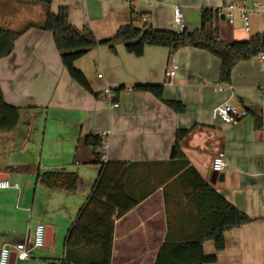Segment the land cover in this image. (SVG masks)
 Here are the masks:
<instances>
[{"label":"crops","instance_id":"0c3cea01","mask_svg":"<svg viewBox=\"0 0 264 264\" xmlns=\"http://www.w3.org/2000/svg\"><path fill=\"white\" fill-rule=\"evenodd\" d=\"M253 1L0 0L1 28L22 31L31 26L16 41L11 55L0 60L2 95L7 104L20 110L19 125L12 132H0V144L8 153H31V158L26 155L12 165L0 164V175L7 177L2 180L15 184L26 181L25 174L33 175L37 187L43 185V200L62 207L61 222L68 235L101 171L85 139L107 132L109 165L102 183L105 205L93 206L88 219L113 214L110 264H199L202 254L215 255L217 261L212 264H264V62L259 56L239 62L230 84H222L220 60L201 49L185 47L171 53L167 48L147 47L143 57L137 58L123 44L116 45L115 52L98 45L75 62L90 92L71 78L53 34L42 29L48 9L57 13L66 8L72 26L89 27L102 42L115 37L136 15L142 16L140 27L148 24L171 30L178 6L185 15L186 30L193 33L201 29L202 9ZM213 27L225 43L264 34V22L258 16L252 17L249 33L240 20L235 25L220 20ZM172 66L177 68L176 74L167 84ZM139 85L163 86L164 99L181 102L186 112L178 114L154 95L132 90ZM121 86L126 90L116 95L119 107L115 108L109 94ZM225 102L247 109L250 116L234 126L214 120L213 110ZM179 130L191 132L180 144L178 155L175 151L171 158ZM37 143H41L39 157L28 148ZM52 149L60 158L53 165L57 171L51 172L76 173L79 184L75 192L51 188L37 179L38 173L48 172ZM220 151L226 155L225 179L214 184L212 162ZM19 168L31 171L22 173ZM204 182L252 220L226 232V246L220 252L212 241L203 244L202 252L191 245L201 237L199 191ZM29 190H0V224L9 220L15 227L0 235V250L27 241L34 232L19 226L31 223L36 207V196L30 202ZM46 223L47 247H51L57 225ZM66 238L62 253L34 250L27 261L11 264L103 261L105 253L91 233L80 231L69 249ZM183 244L187 247H180Z\"/></svg>","mask_w":264,"mask_h":264},{"label":"trees","instance_id":"16d2710c","mask_svg":"<svg viewBox=\"0 0 264 264\" xmlns=\"http://www.w3.org/2000/svg\"><path fill=\"white\" fill-rule=\"evenodd\" d=\"M141 20L142 16H134L131 23L121 27L115 37L99 42L89 27L80 30L70 24L69 13L66 8H61L57 13H53L48 9L42 29L53 34L55 46L71 78L90 92H92L90 85L83 73L75 67V62L98 45H107L112 52H115L116 45L123 44L126 51L137 58L143 57L147 47H163L169 49L171 53L185 47L201 49L220 60L219 81L222 84H230L232 71L239 62L251 60L264 52V34L255 35L246 41L232 43L221 41L217 28L213 27L214 22L223 20L219 16V9H202L201 29L193 33L187 30L182 33H177L173 29L157 30L148 24H143L140 27ZM29 27L31 26L22 31H12L0 27V60L11 55L16 41ZM124 90L126 88L121 86L114 89L113 92L117 95ZM132 90L154 95L178 114L186 112V107L181 102L164 99V87L161 85L133 86ZM19 122L20 110L6 103L0 88V132L14 131ZM257 125H260L259 118H257ZM190 132V130L177 131L176 156L179 153L180 144ZM101 141L100 135H89L85 139V146L90 147L94 151L97 164L101 166V171L91 195L80 210L77 221L68 232L65 246L69 249L73 239L80 231L91 233L95 236L94 239L100 242L101 248L105 253L103 261L96 264H110L114 231L113 214L106 215V218L101 220L88 219V214H90V210H93V206L105 205L102 202L106 195L102 189V183L109 163L107 164L100 159ZM18 171L29 173L31 169L19 168ZM37 179L44 181L51 188L62 189L67 192H75L79 184L78 175L72 172L38 173ZM128 210L129 208L123 210L119 216ZM199 211L201 237L197 242L191 243V245L197 246L201 252L203 251V244L207 241L214 243L217 252L223 251L226 246L225 233L252 222L248 216L240 212L219 194L214 187L205 182L201 184L199 191ZM180 247H187V244H183ZM216 261L217 257L215 255L205 257L202 254L199 264H212ZM51 264L66 263L54 262Z\"/></svg>","mask_w":264,"mask_h":264},{"label":"built area","instance_id":"2783aa9c","mask_svg":"<svg viewBox=\"0 0 264 264\" xmlns=\"http://www.w3.org/2000/svg\"><path fill=\"white\" fill-rule=\"evenodd\" d=\"M219 16L228 24L235 25L237 20H240L243 29L246 32L251 31L252 17L258 16L264 22V0H256L251 4L238 5L236 3H228L219 9ZM146 22L147 19L143 18ZM185 15L180 7H175L173 16V30L177 33H182L186 30ZM259 58L264 62V52L259 55ZM176 67L172 66L166 78V83L171 84L172 78L176 74ZM102 78V75H99ZM109 99L113 103V107L118 108L119 104L116 102V93L110 92ZM250 116V112L245 108H238L225 102L217 106L212 112L214 120H220L227 125H237L242 120ZM101 136L100 159L106 162V151L109 147L105 138L108 133L105 132ZM226 155L223 151L218 152L212 162V169L217 173H224L226 171ZM15 189L20 190V185L11 183L8 180H0V190ZM47 246V228L38 224L34 232L29 236L27 241L18 242L14 245H4L0 250V264H11L12 256L15 255L16 261L24 262L30 258L34 250H39Z\"/></svg>","mask_w":264,"mask_h":264},{"label":"rangeland","instance_id":"374dc122","mask_svg":"<svg viewBox=\"0 0 264 264\" xmlns=\"http://www.w3.org/2000/svg\"><path fill=\"white\" fill-rule=\"evenodd\" d=\"M47 147H50L49 145H46ZM29 151L33 152L34 150L37 151V157H39L40 154V150H41V143H37L34 145H28ZM55 148V147H54ZM52 151V152H51ZM50 151V153H52L49 158H51L53 161H47L48 164V168L49 170H47L48 172L50 171H57L54 170L55 167H53V165H55L54 163H56L57 161H59V154H56L55 150L52 149ZM31 154V153H30ZM29 154V155H30ZM27 158H31L28 154L25 155H19V153L17 152H13V153H8V151L6 150L5 146L3 148V144H0V164L5 165L7 163H14L17 160H19L20 158H22L23 156H26ZM58 157V160H56ZM12 165V164H11ZM53 167V170H51L50 168ZM25 180H21L20 182L18 181L17 183L20 185L21 190H29V199L30 202H32L34 196H36V207L34 208V212L32 214V221L30 224H20L19 226L22 228V230H29V228H31L32 232L34 231L35 227L37 226V223H41L42 225H44L45 227L48 225L46 222H51L55 225H57V228H55L54 231V241H53V245L51 247H44L43 249H40L39 251H47V250H57L58 253H62L63 251V246H64V240L67 236V231L68 228L67 226L64 225L63 222H61L62 219V207L58 204H53V203H49V202H45V200H43L42 198V193H41V187L43 185H39L37 187L36 185V179L33 175L31 174H25L24 175ZM74 196V195H73ZM30 215V213H29ZM14 227V224L11 223L9 220H5L4 222H2V224H0V235L4 236L6 233H8L9 231H11Z\"/></svg>","mask_w":264,"mask_h":264},{"label":"water","instance_id":"95a60500","mask_svg":"<svg viewBox=\"0 0 264 264\" xmlns=\"http://www.w3.org/2000/svg\"><path fill=\"white\" fill-rule=\"evenodd\" d=\"M175 151H176V148L173 147V148H172V151H171V158H174V156H175ZM6 178H7L6 176H2V175H0V180H2V179H6ZM224 179H225V174H224V173H217V172H215V173H214V179L212 180V183L215 184L217 181H224ZM11 262H12V263H15V262H16V257H15V255L12 256V260H11Z\"/></svg>","mask_w":264,"mask_h":264}]
</instances>
